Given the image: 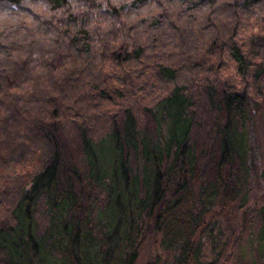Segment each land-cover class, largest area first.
<instances>
[{
	"label": "trees",
	"instance_id": "obj_1",
	"mask_svg": "<svg viewBox=\"0 0 264 264\" xmlns=\"http://www.w3.org/2000/svg\"><path fill=\"white\" fill-rule=\"evenodd\" d=\"M215 203L263 258L264 0H0V264H198Z\"/></svg>",
	"mask_w": 264,
	"mask_h": 264
},
{
	"label": "rangeland",
	"instance_id": "obj_2",
	"mask_svg": "<svg viewBox=\"0 0 264 264\" xmlns=\"http://www.w3.org/2000/svg\"><path fill=\"white\" fill-rule=\"evenodd\" d=\"M262 192V188H253L246 201V206L238 208V205H236V214L240 216L247 205H253L255 202L260 204ZM105 195L106 193L102 191H99L98 194L95 193L89 204L93 206L99 205L102 201L99 203L97 201L98 198L103 199ZM219 208L218 203L212 205L208 209L207 214L204 215L203 230L199 227L195 232V234L200 233L201 230L204 232L199 258L200 262L198 264H209L213 261L215 264H264V257L258 259L254 250L256 243L254 241L255 235H252V233L254 232V227L257 225L256 222L252 220L253 228H248L246 233L239 239L240 242L238 244L236 242L228 244L227 241L224 244L229 231L221 218L216 214L221 210ZM161 239L159 236H147L143 246L139 250L138 263L136 264H181L178 248L166 249L162 245ZM249 239L252 242H249Z\"/></svg>",
	"mask_w": 264,
	"mask_h": 264
},
{
	"label": "clouds",
	"instance_id": "obj_3",
	"mask_svg": "<svg viewBox=\"0 0 264 264\" xmlns=\"http://www.w3.org/2000/svg\"><path fill=\"white\" fill-rule=\"evenodd\" d=\"M13 7H15V6L13 5Z\"/></svg>",
	"mask_w": 264,
	"mask_h": 264
}]
</instances>
